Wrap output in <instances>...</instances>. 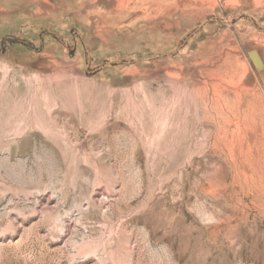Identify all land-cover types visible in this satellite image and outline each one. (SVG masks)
Segmentation results:
<instances>
[{
    "label": "rangeland",
    "instance_id": "obj_1",
    "mask_svg": "<svg viewBox=\"0 0 264 264\" xmlns=\"http://www.w3.org/2000/svg\"><path fill=\"white\" fill-rule=\"evenodd\" d=\"M0 264H264V0H0Z\"/></svg>",
    "mask_w": 264,
    "mask_h": 264
}]
</instances>
